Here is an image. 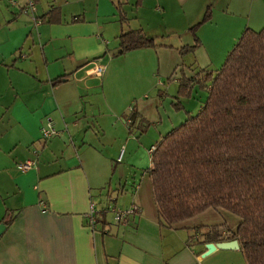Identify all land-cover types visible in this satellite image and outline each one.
<instances>
[{
  "label": "crops",
  "instance_id": "obj_1",
  "mask_svg": "<svg viewBox=\"0 0 264 264\" xmlns=\"http://www.w3.org/2000/svg\"><path fill=\"white\" fill-rule=\"evenodd\" d=\"M15 1L0 0V223L11 221L0 237V264H205L208 238L215 237L206 226L219 225L228 241L240 220L209 209L172 227L160 225L150 174L138 161L142 147L128 154L127 167L119 165L126 143H141L131 127L140 121L126 120L129 132L119 136L103 117L110 87L102 80L99 92L94 77L103 72L93 70L125 56H116L119 36L130 27L159 47L127 55L151 64L157 56L159 70L161 49L182 55L183 46L195 43L190 29L208 8L212 19L198 30L202 43L194 53L205 69L217 70L214 63L227 58L246 28L264 27V0ZM119 5L130 25L120 22ZM53 9L60 21L49 23L43 18ZM59 77L63 82L54 84ZM48 119L57 134L47 140ZM28 160L35 161L32 169H17ZM128 182L135 186L126 197ZM112 207H134L135 214L118 222L113 210L108 214Z\"/></svg>",
  "mask_w": 264,
  "mask_h": 264
},
{
  "label": "trees",
  "instance_id": "obj_2",
  "mask_svg": "<svg viewBox=\"0 0 264 264\" xmlns=\"http://www.w3.org/2000/svg\"><path fill=\"white\" fill-rule=\"evenodd\" d=\"M56 11L43 19L59 22ZM118 12L120 22L127 24L120 5ZM211 19L208 8L190 29L195 43L183 46L182 55L201 45L198 30ZM119 41L116 56L159 47L142 29L124 30ZM63 80L59 77L53 83ZM195 82L209 90L206 103L155 145L152 167L145 171L150 174L159 223L172 227L209 209L226 210L240 220L226 238L239 240L246 264H264V27L246 28L219 69L184 76L178 96L190 98ZM132 111L130 123L139 116L136 108ZM206 228L215 234L209 242H222L219 225Z\"/></svg>",
  "mask_w": 264,
  "mask_h": 264
},
{
  "label": "rangeland",
  "instance_id": "obj_3",
  "mask_svg": "<svg viewBox=\"0 0 264 264\" xmlns=\"http://www.w3.org/2000/svg\"><path fill=\"white\" fill-rule=\"evenodd\" d=\"M132 6L128 8L129 12L136 7L135 4ZM128 25H130V22ZM171 50L173 49L170 48L166 51L167 53H164L165 51L161 49L159 70L155 64L158 60L157 56L154 57V62L151 64L150 58L146 59L143 56L133 55L135 53L127 55V53L118 60L112 61L111 59L108 61L106 67L108 69L102 70L103 78L94 77V83L98 85L99 92L101 91L102 80L110 87L111 93L105 100L104 106L107 110L102 112L105 120L115 125L113 128L117 130V133L119 132L120 137L121 132H129L126 120L131 119L133 115L132 108H136L137 113H139L138 119L140 122L137 125H131V127L133 129L136 127L135 135H133L138 137L142 144L138 140H129L126 143L128 145L127 155H125L124 162L122 164L118 163L119 165L127 167L128 154L136 152L138 146H141L142 151L139 154L140 160L138 161L140 167H142V172H145L151 166L149 148L158 141L160 142L163 134L167 135L171 131L168 130L171 125L174 124L179 127L186 121L189 113L197 115L209 97V90L201 87L198 82L194 83L193 94L190 98H180L178 96L180 80L184 76L192 77L200 74L205 70L207 64H205L203 58H196L195 53L180 55L177 51L172 52ZM150 52L155 53V51ZM225 60L226 58L215 62L214 68L221 67ZM114 72L117 75L112 77L111 75ZM201 78L202 75L198 79ZM97 97L98 95H96V100L99 101ZM134 186L133 182H128L127 194H124L126 197L132 194V187ZM112 209L113 207L108 211L110 217L114 215L111 212ZM222 214L224 217H231L234 220L239 219L226 210H222ZM225 225L223 224V226ZM195 234V232L190 233L192 235L191 239H196ZM196 245V240H194L191 249L196 251ZM218 250L219 253L213 256L211 254L214 252L205 256V259L209 257L205 264H219L223 261H226L227 264H237L246 261L245 255L240 249Z\"/></svg>",
  "mask_w": 264,
  "mask_h": 264
},
{
  "label": "built area",
  "instance_id": "obj_4",
  "mask_svg": "<svg viewBox=\"0 0 264 264\" xmlns=\"http://www.w3.org/2000/svg\"><path fill=\"white\" fill-rule=\"evenodd\" d=\"M12 3L13 4H16V1L15 0H12ZM35 2H31L30 3V8L33 9L35 8V5H34ZM102 70H104L103 66H97L95 70H93V72L95 74H100L102 72ZM57 134V130L55 128V125L53 123V120L52 119H48L46 125L43 126L42 128V136L43 138L45 139H50L52 138L53 136H55ZM155 149V146H153L150 150V153H152ZM121 159V158H120ZM35 166V161L33 160H28L22 164H20L17 169L20 170V171H28L30 169H32L33 167ZM113 212H115V219L118 221V222H124V221H127L128 218L135 214V208L132 207V208H113L112 209ZM93 212H94V207H93ZM94 221V220H93Z\"/></svg>",
  "mask_w": 264,
  "mask_h": 264
},
{
  "label": "water",
  "instance_id": "obj_5",
  "mask_svg": "<svg viewBox=\"0 0 264 264\" xmlns=\"http://www.w3.org/2000/svg\"><path fill=\"white\" fill-rule=\"evenodd\" d=\"M7 229V225L5 223H0V237L4 234L5 230ZM207 251L203 254V256H207L213 252H215L217 249H240V243L239 240H228V241H222V242H210L206 246Z\"/></svg>",
  "mask_w": 264,
  "mask_h": 264
}]
</instances>
